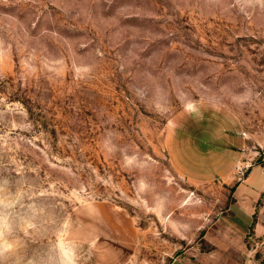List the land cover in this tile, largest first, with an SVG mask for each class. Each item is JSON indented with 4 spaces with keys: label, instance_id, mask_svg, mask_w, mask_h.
<instances>
[{
    "label": "rangeland",
    "instance_id": "obj_1",
    "mask_svg": "<svg viewBox=\"0 0 264 264\" xmlns=\"http://www.w3.org/2000/svg\"><path fill=\"white\" fill-rule=\"evenodd\" d=\"M261 165L264 0H0V264H211Z\"/></svg>",
    "mask_w": 264,
    "mask_h": 264
},
{
    "label": "crops",
    "instance_id": "obj_2",
    "mask_svg": "<svg viewBox=\"0 0 264 264\" xmlns=\"http://www.w3.org/2000/svg\"><path fill=\"white\" fill-rule=\"evenodd\" d=\"M262 168V165L255 168L251 173L253 174L251 178L237 186L235 192L236 203L227 210L228 216L222 217L219 221L226 228H215L213 233L214 235L226 234L233 237L229 239L228 244L219 240L220 244L214 245L216 251L211 252V264H221L220 258L215 255V253H218L217 251L223 256V264H238L239 260L243 258L245 250L247 251L244 238L250 234V231L253 230L258 238L264 236V181L257 183L252 180V177ZM212 174L215 175V172ZM236 237H239V239ZM240 252L241 255H239ZM237 256L239 258H236ZM250 262L251 260L249 261L247 258L243 264H249Z\"/></svg>",
    "mask_w": 264,
    "mask_h": 264
}]
</instances>
